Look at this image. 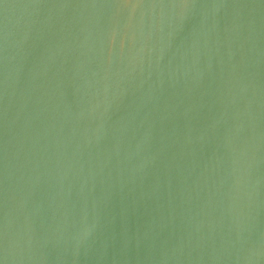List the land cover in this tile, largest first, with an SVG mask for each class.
I'll list each match as a JSON object with an SVG mask.
<instances>
[{
    "label": "water",
    "instance_id": "1",
    "mask_svg": "<svg viewBox=\"0 0 264 264\" xmlns=\"http://www.w3.org/2000/svg\"><path fill=\"white\" fill-rule=\"evenodd\" d=\"M0 264H264V0H0Z\"/></svg>",
    "mask_w": 264,
    "mask_h": 264
}]
</instances>
